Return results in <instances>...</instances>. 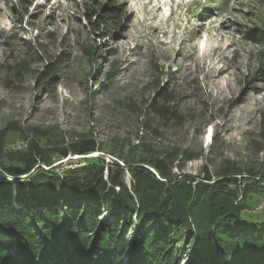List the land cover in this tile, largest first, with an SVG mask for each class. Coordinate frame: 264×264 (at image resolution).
I'll use <instances>...</instances> for the list:
<instances>
[{"label":"rangeland","instance_id":"374dc122","mask_svg":"<svg viewBox=\"0 0 264 264\" xmlns=\"http://www.w3.org/2000/svg\"><path fill=\"white\" fill-rule=\"evenodd\" d=\"M97 14L106 15L99 25ZM249 28H264V0H0L4 149L26 150L41 132L50 134L39 140L50 150L83 137L96 142L87 158L54 156L62 171L89 156L125 165L115 152L128 155L145 143L155 155L180 153L168 165L172 175L201 177L207 167L214 180L235 164L240 185L243 176L259 179L264 42L247 40ZM166 92L176 110L162 119L153 106ZM10 179L15 194L18 180ZM249 202L243 216L264 220V196L251 194ZM108 214L101 209L100 222ZM136 229L130 222L128 247L115 264H131Z\"/></svg>","mask_w":264,"mask_h":264},{"label":"trees","instance_id":"16d2710c","mask_svg":"<svg viewBox=\"0 0 264 264\" xmlns=\"http://www.w3.org/2000/svg\"><path fill=\"white\" fill-rule=\"evenodd\" d=\"M97 17L94 24L106 20L104 14ZM244 37L262 43L264 28H249ZM153 108L162 119L174 115L170 92ZM49 136L41 132L26 150L16 151H6L0 136V264H115L128 247L134 221L131 264H181L178 248L189 264H264V220L243 216L251 194L264 196V173L259 179L243 176L241 185L243 172L235 164L214 180L207 167L201 177L172 175L168 165L180 153L171 149L155 155L145 143L128 155L115 152L126 166L89 156L59 171L52 166L54 156L86 155L97 144L83 137L50 150L39 142ZM24 174L28 181L22 180ZM10 178L18 180L15 194ZM101 209L109 211L103 222Z\"/></svg>","mask_w":264,"mask_h":264},{"label":"water","instance_id":"95a60500","mask_svg":"<svg viewBox=\"0 0 264 264\" xmlns=\"http://www.w3.org/2000/svg\"><path fill=\"white\" fill-rule=\"evenodd\" d=\"M95 152V151H94ZM93 152H91V153H89V154H92ZM87 155V154H86ZM75 156V158H77V159H79V158H83L85 155H74ZM88 157V156H87ZM152 171L153 172H155L153 169H152ZM26 176H28V174H24V175H22L21 177H26Z\"/></svg>","mask_w":264,"mask_h":264},{"label":"bare ground","instance_id":"6f19581e","mask_svg":"<svg viewBox=\"0 0 264 264\" xmlns=\"http://www.w3.org/2000/svg\"><path fill=\"white\" fill-rule=\"evenodd\" d=\"M211 134H212V128L209 129V132H208L207 136L210 137Z\"/></svg>","mask_w":264,"mask_h":264}]
</instances>
